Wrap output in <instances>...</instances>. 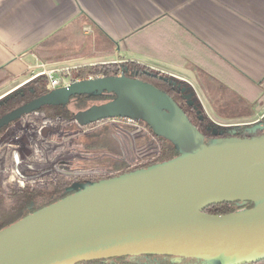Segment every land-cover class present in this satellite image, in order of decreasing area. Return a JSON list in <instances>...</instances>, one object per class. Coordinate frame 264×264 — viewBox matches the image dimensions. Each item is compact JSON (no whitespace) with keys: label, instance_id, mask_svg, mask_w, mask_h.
<instances>
[{"label":"water","instance_id":"obj_1","mask_svg":"<svg viewBox=\"0 0 264 264\" xmlns=\"http://www.w3.org/2000/svg\"><path fill=\"white\" fill-rule=\"evenodd\" d=\"M113 98L74 114L85 127L110 119L144 123L178 155L102 179L0 231V264H81L158 256L203 264H248L264 257V134L208 145L164 92L125 76L49 91L0 118V129L76 97ZM251 203L225 215L204 210Z\"/></svg>","mask_w":264,"mask_h":264},{"label":"crops","instance_id":"obj_2","mask_svg":"<svg viewBox=\"0 0 264 264\" xmlns=\"http://www.w3.org/2000/svg\"><path fill=\"white\" fill-rule=\"evenodd\" d=\"M79 22L94 41L97 32L111 39L118 61L177 74L189 83L205 76L227 85L247 106L256 103L250 99L252 86L264 87V0H0V74L9 78L0 97L44 69L57 70L59 77L74 69L72 63H94L38 55L43 42ZM202 100L201 107L212 110ZM169 264L203 263L171 259Z\"/></svg>","mask_w":264,"mask_h":264},{"label":"rangeland","instance_id":"obj_3","mask_svg":"<svg viewBox=\"0 0 264 264\" xmlns=\"http://www.w3.org/2000/svg\"><path fill=\"white\" fill-rule=\"evenodd\" d=\"M112 56H104L99 59L89 58L88 60H95L92 61L94 63L90 61L87 65L76 62L72 63L71 67L74 66L75 69L78 68L77 66H89V64L125 63ZM152 70L161 72L156 69ZM163 74L174 80L181 90L189 93L191 100L201 109L202 113L218 126L251 125L264 117V106L255 110L252 107L250 109L247 105L237 104V98L233 96L234 94L230 95L232 92L227 85L214 84L202 75L192 78L189 83L181 80L177 74H172L174 76ZM196 82L199 83L200 89L196 88L199 90L193 92L192 88ZM262 90L264 91V87ZM200 99L206 101L212 110L208 106L201 107ZM228 100L232 102H228ZM70 101L68 109L75 114L79 109L74 101ZM101 103L104 102L88 100L83 110ZM20 123L21 127L16 128L15 135L0 138V188L4 194H7L9 189L26 187L47 189L45 186L54 183L58 178L73 180L75 176L101 172L102 169L114 174L117 172L114 168H118L117 173L119 171L126 172L154 160L159 145L155 136L145 131L143 124L125 119H113L105 123L79 127L73 120L60 117L50 119L43 113H36L24 117ZM109 138L112 142L109 141ZM109 142L113 143L116 149L101 148L102 145L109 144ZM20 147H22V151ZM24 149L25 151H23ZM26 151L29 154L24 161H21L20 155H26ZM16 160L22 164L16 165ZM26 164L31 168L48 165L50 170L46 175H41L42 172L29 171L30 167L27 168ZM135 260L150 264H169L171 259L156 257Z\"/></svg>","mask_w":264,"mask_h":264},{"label":"trees","instance_id":"obj_4","mask_svg":"<svg viewBox=\"0 0 264 264\" xmlns=\"http://www.w3.org/2000/svg\"><path fill=\"white\" fill-rule=\"evenodd\" d=\"M82 26V22L74 24L69 31L60 32L54 35L50 40L43 42L40 45V49H38V55L42 58H45L46 60L47 58L61 55V59L63 60L101 58L104 56H112L114 54L116 45L111 39H109L105 34L95 32L96 34L99 33V39L97 41H94L91 35L85 36L83 34ZM54 59H56L55 61H59V59L57 58ZM69 74L72 78L75 79H86L88 77H116L121 74L126 78L138 80L143 83L152 85L153 87L164 92L173 99V101L185 113L190 123L201 134L206 145H208L213 139L218 138H251L264 134V119L256 122L253 125L245 126L216 125L202 113L201 109L196 106L195 103L193 106L187 107L185 103L181 101L180 97L183 96L182 93H185V95L188 94V96L189 93L181 90L180 87H176L178 85L174 80L161 72L154 71L135 62L126 61L125 63L121 64L105 63L81 66L69 70ZM61 75L63 76V73ZM8 81L9 78H6L2 74H0V87ZM47 84L48 80L43 75L29 81L27 84L19 88V90H17L15 93L10 95L7 101L3 103L1 108L5 111H9L10 109L26 104L33 99L47 94L49 92L47 90ZM251 95V101H255L256 104H250L251 106L247 107H249L250 109L251 107L253 109L255 108V110L261 109L264 106V91L262 90V88L258 86H252ZM237 96L238 98L246 102L242 96ZM112 98L113 97L109 94H102L99 97L85 96L76 97L71 100L75 102V105L79 110H83L88 100L107 102ZM238 103L240 102H237V104ZM69 104L65 106L43 107L39 111L50 119L60 117L66 120H72L74 114L69 111ZM240 104L244 105V103ZM80 107L82 108L80 109ZM156 139L158 140L159 145L154 160L143 165V167L119 173L117 176L138 169L147 168L154 164L169 161L178 155L176 148L172 144L161 138L156 137ZM109 141H111L110 138ZM111 142H109V144L102 145L101 148L116 149L115 145ZM115 169L118 171V168H114V170ZM80 189L81 188H68V184L64 183V180L62 178H58L52 185V187L47 189H31L26 187L21 189H9L8 193L4 194L3 190L0 188V231L19 221L20 219L30 215L31 213L50 204H53ZM252 207L253 204L251 203H223L207 208L206 210H204V213L212 215H225L237 212L239 210L251 209ZM156 257L158 256L121 257L105 260H94L81 264H150L147 262L137 261L135 259H150ZM164 258H170L174 261H177L176 259L171 257ZM180 260L183 259H179L178 261ZM248 264H264V257Z\"/></svg>","mask_w":264,"mask_h":264},{"label":"flooded vegetation","instance_id":"obj_5","mask_svg":"<svg viewBox=\"0 0 264 264\" xmlns=\"http://www.w3.org/2000/svg\"><path fill=\"white\" fill-rule=\"evenodd\" d=\"M120 76H122V75H120ZM177 87V86H176ZM17 90H19V89H17ZM17 90H15L14 92H12V93H8V94H6V95H4V96H2V97H0V118L1 117H3L4 115H6V114H8V113H10L11 111H13V110H15V109H17V108H19L20 106H18V107H15V108H13V109H10L9 111H5V110H3L2 108H1V106L3 105V103L4 102H6L7 101V99L10 97V95H12L13 93H15ZM182 93V92H181ZM183 94V96L182 97H180V99H181V101L182 102H184L185 103V105L187 106V107H191V106H193L194 105V102H193V100H191V97L190 96H188V94H186L185 95V93H182ZM24 105V104H23ZM22 106V105H21ZM89 108V107H88ZM79 111H82V110H79ZM78 111V112H79ZM36 113H41L40 111H38V112H35V113H33V114H29V115H27L28 117L29 116H32V115H34V114H36ZM27 116H25V117H27ZM24 118V117H23ZM23 118H21V119H19V120H16V121H13V122H11V123H9L7 126H5V127H3L2 129H0V138L1 137H3V138H5V137H8V135H15L16 134V128L17 129H19V127H21V123H20V121L23 119ZM262 119H264V117L262 118ZM106 121H108V120H106ZM106 121H101V122H98L99 124L100 123H105ZM256 122H258V121H255V122H253L251 125H253V124H255ZM139 123H141V124H143L144 125V127H145V131H148V132H150L151 134H152V132L150 131V129L144 124V123H142V122H139ZM246 125V124H245ZM245 125H241V126H245ZM46 131V130H45ZM156 138V137H155ZM32 140L34 139V137L33 138H31ZM36 139V138H35ZM22 144V143H21ZM29 145V144H28ZM21 146V145H20ZM20 149H21V151H22V147H20ZM23 151H25V149L23 150ZM26 155H24V154H21L20 155V157L22 158V160L21 161H24L25 160V158H26V156L29 154V152L28 151H26V153H25ZM17 161V160H16ZM16 163V165H18V164H22V163H18V161L17 162H15ZM23 164H24V162H23ZM27 165V164H26ZM145 165V164H144ZM23 166V165H22ZM30 166H28L27 165V168H29ZM139 167H143V165L141 164ZM139 167H137V168H139ZM136 169V168H135ZM49 170H50V168H48V165H45V166H43V167H40V166H33V168H29V171H32V172H35V173H43V174H41V175H46V173H48L49 172ZM133 170V169H132ZM117 171V170H116ZM118 172V171H117ZM112 173V172H107V170L105 171V170H101V172H91L89 175L88 174H86V175H81V176H75V178L73 179V180H66V179H64V178H62L63 180H64V183H67L68 184V188H83L84 186H86V185H89V184H91V183H93V182H97V181H99V180H102V179H106V178H111V177H114V176H117L119 173H121L120 171H119V173ZM24 174H26L25 172H24ZM32 175H35V174H32ZM89 176V177H88ZM56 182V180L54 181V183ZM54 183H50V184H48L47 186H45V188H50V187H52V185L54 184ZM9 188H13V187H9Z\"/></svg>","mask_w":264,"mask_h":264},{"label":"built area","instance_id":"obj_6","mask_svg":"<svg viewBox=\"0 0 264 264\" xmlns=\"http://www.w3.org/2000/svg\"><path fill=\"white\" fill-rule=\"evenodd\" d=\"M57 72H58L57 70L44 69L40 73V75L45 76L47 78V80H48V84H47V90L48 91H52V90H54L56 88L67 86V85H70V84L75 83V82L95 79V78H91V77H88L86 79H75V78H72L70 76V74H69V70H63V76L60 75L59 77H55L54 74L57 73ZM120 75L121 74H119L118 76H120ZM97 78H99V77H97ZM110 120H113V119H110ZM125 120L131 121V122H137V121H132V120H129V119H125ZM241 125H244V124L222 125V126H241Z\"/></svg>","mask_w":264,"mask_h":264}]
</instances>
